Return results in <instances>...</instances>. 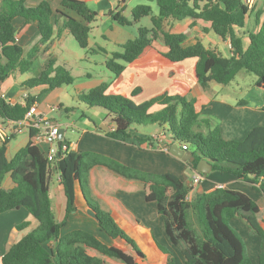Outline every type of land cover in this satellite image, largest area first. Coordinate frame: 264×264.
I'll list each match as a JSON object with an SVG mask.
<instances>
[{
	"label": "trees",
	"instance_id": "1",
	"mask_svg": "<svg viewBox=\"0 0 264 264\" xmlns=\"http://www.w3.org/2000/svg\"><path fill=\"white\" fill-rule=\"evenodd\" d=\"M53 0H43L38 5L28 6L26 0H1L0 4V82L14 72H26L37 57L41 47L47 45L54 34L55 26L68 31L83 48L89 46L91 23L98 12L83 0H58L60 9H54ZM154 1V0H152ZM159 12L153 14L150 4H138L132 8V19L121 12H110L115 22L131 25L145 16H151L152 26H140L138 35L114 51L106 61L107 67L122 75L125 65L133 64L145 52L153 48V42L161 39L166 51H159L158 61L180 62L197 58L195 73L198 82L207 87L211 82L229 84L240 71L253 72L256 85L264 88V20L256 13L260 24L258 31L249 33V45L244 47L242 36L236 28L244 27L253 8L247 0H155ZM26 23L38 22L40 41L25 56L22 45L16 40V18ZM63 17V20H61ZM203 20L223 40H230L232 55L226 56L215 47L206 46L200 39L188 44V33L166 29V21H181L185 18ZM106 51L104 48H100ZM97 53L98 49H91ZM74 82V76L64 63L49 59L42 72L24 82L28 88L42 87L44 92L59 89ZM108 84L103 82L78 99L91 107L106 109L111 116L112 127L107 135L115 140L130 141L151 147L158 146L159 135H138L137 126H167L171 137L168 144L178 142L194 147L193 168L199 161L208 159L213 169L228 173L252 184L264 196V125L254 127L242 139H225L220 128L210 118H201L195 98L180 93L167 92L144 103H136L122 95L107 94ZM182 88L189 89L185 85ZM138 92V89L134 93ZM29 95L25 104H11L0 96V119L22 120L30 106L36 102ZM162 106L151 111L153 105ZM69 112L70 109L67 108ZM53 120V119H52ZM55 121V120H54ZM203 127H207L204 130ZM39 129L30 130L31 140L17 151L11 160L6 157L8 139L0 140V213L15 208H25L37 221L38 226L15 242L3 255V264H140L145 252L119 226L112 216L110 205L123 214L140 221L117 195L116 188L124 192H142L147 202L156 204L162 216L165 233L173 247L179 250L186 264H253L242 242L231 226L240 218L253 234L260 238L259 263L264 264V227L258 213L259 203L248 193L224 186L198 193L189 199L190 187L174 172L155 173L127 165L104 153L81 150L69 151L70 141L64 137L59 151L66 161L62 174L59 156L50 162L46 153L34 142ZM167 134V133H163ZM55 166V167H54ZM57 169L67 198L65 217L58 221L53 210L50 193L52 171ZM10 174L16 186L3 187V180ZM250 174L253 176L251 177ZM94 176V185L91 183ZM119 178L133 183L124 186ZM78 187L89 208L97 213L100 230L112 239L124 240L132 251L111 244L97 233L85 229L64 232L71 213L76 210ZM192 212V213H191ZM196 218L200 233L192 221ZM29 225L24 221L23 229ZM53 242V243H52ZM160 252L166 256L165 264H175V256L169 246L156 239Z\"/></svg>",
	"mask_w": 264,
	"mask_h": 264
},
{
	"label": "crops",
	"instance_id": "2",
	"mask_svg": "<svg viewBox=\"0 0 264 264\" xmlns=\"http://www.w3.org/2000/svg\"><path fill=\"white\" fill-rule=\"evenodd\" d=\"M41 1L43 0H26V4L28 6H35L38 5ZM83 1H85L92 10L98 12L97 16L107 17L108 19L112 20V23L109 24V30L103 34V38L105 40L116 41L117 45H119L120 47H122L125 42L130 40L131 37L125 39V27L115 22L110 14L111 11L114 13H122V10L127 4V0ZM52 6L55 10L61 8L60 2L58 0H53ZM252 8V12L248 15L246 19V25L244 27L236 28V33L242 36L243 38L245 48H247L250 42L249 33L251 31L256 32L260 28V24L256 21V13L258 11L262 12L261 21L264 20V0H256ZM61 20H63V17ZM14 23L16 25V37L18 38V43L24 48L26 56L27 53L40 41L41 34L39 31L38 22L26 23L23 18L19 17L15 19ZM166 29H170L173 32L188 33V44L194 43L198 39H200L204 43V39L208 37L212 39L215 44L209 45L210 47H215L222 51L220 49V44L223 43L224 45H226L225 48L229 49V55L226 56L232 55L230 40H223L218 35V39L215 38V36H211V32L213 30L210 27V23L205 22L203 20H194L189 17L181 21L167 20ZM70 34L71 33L66 30L61 31L59 26L56 25L51 41L47 45H43L41 47V50L39 51L37 57L33 60L31 67L24 73L16 71L8 79L3 82H0V95L1 93H5L13 99L14 103L21 104H25L26 100L24 99V96L26 94L35 95L37 98L35 103L37 104L39 111L45 114L38 100V95L40 96V94L44 92L42 90L43 88L35 87L37 92L33 93L31 90L32 88L26 87L24 85V82L32 78V76L28 75V71H30L36 63H38L40 58L42 59L40 63L41 72L46 66L48 60L51 58L55 59L58 63H62V61L53 58V56H56V54H58L57 51H60L62 49V44ZM132 36L135 37V33H132ZM89 46L91 47V39L89 40ZM100 48H105V50L108 52L117 51L108 50L107 47H104L103 45H101ZM166 50L167 49L163 41L161 39H158L153 42V48L145 52L142 57H144L146 61H158L154 59L157 56L158 52H163ZM188 59H190L188 61H190L192 67H194L192 69H195L197 58ZM244 73V71H240L236 78L229 84H221L223 86H229L235 83V85L239 88L238 92H234V89H227L225 90L226 93H224V89L221 88L222 86L218 87L217 84L219 83L217 82H211L207 87H203L198 82L197 78L193 82L194 95L191 96V98L196 99L197 106L199 107V111L201 113V118H210L214 122L213 124L217 125L220 128L223 137L226 139H230V137L228 136H233L234 138L240 140L244 139L254 127L258 125H264V88H260L256 85L257 77L252 78L254 84L248 87L244 80L243 75H246ZM182 85L186 84H181V87ZM63 87L55 90H62ZM198 101H200V103H198ZM52 107L55 108V106ZM59 108L63 109L62 105H60ZM65 110L67 111V108ZM51 119L55 120L54 118ZM95 127V129H91L86 125H81L80 127H78L80 130L79 138L78 140L68 139L70 141L68 150H89L104 153L127 165L136 168H140L138 165L139 161H136V159L138 160V157H140L141 151H147L149 153L152 151L154 153V158L155 155H157L155 153H160L162 157L168 156L172 160V162L175 161V164L179 166L178 168L182 167V170L176 173L181 176V178L185 181L188 186H190L191 179L193 178V176L198 173H201L197 170V168H193L192 162L190 160H183L173 155L172 153H170V148L167 150L166 147L172 146L168 144V142L170 141L168 138L165 137L166 134L163 135V133H166L167 126H161L158 129H153L151 132L146 128H137V130H135L137 134L141 136H144L146 134L157 136L158 134H160L158 138L160 144L155 147L136 144L133 141L136 140L135 137H133L130 141H120L112 139L107 135V131L112 127L111 123L105 128L96 124ZM10 137L12 138H10L7 143L6 151V157L8 158V160H11L17 153V151L24 147L31 140L30 132L28 130L14 132L13 134H11ZM33 140L47 154V152L51 148V145L43 140H37L35 137L33 138ZM149 155L151 156V154ZM161 170L162 171L160 172H167L170 169L162 168ZM186 170H191V172L186 173ZM216 173H220V171L218 172L217 170L212 169V171H210L207 175H204L202 173L203 180L199 184L194 185L191 188L189 192V199L192 200L198 193L213 190L215 187L218 186H224L244 191L259 203L260 212L258 213V218L264 227L263 193L254 189L251 183L239 179L235 176H232L231 174L224 173L223 175L226 176H224V178H220V174ZM55 175H57L56 182L53 179V176ZM94 178L95 177L92 176V185H94ZM118 181H120L121 184H124V186H128V184L133 183L123 178H119ZM15 186L16 183L12 179L11 175L7 174L3 180V187H5L6 189H12ZM195 186L197 187V190L194 194ZM116 191L118 196L120 194H124L127 195L126 197H131L130 199L134 201H126L125 198L121 199L125 203V205L132 211L135 217L138 218L140 221H135L133 218L123 214L116 206L110 205V207L112 216L119 224V226L124 230L127 235L130 234L129 237L133 239V241L138 245V247L145 252L146 258L140 259V264H165L166 256L160 252L156 243V239L160 241V238L158 237L159 229L160 237L162 238V243L166 246H169L174 253L175 264H186L179 250L173 247L172 244H170L166 233L163 231V228L155 226L154 221L149 218V214L153 213V211L156 213L152 216V218L158 217L159 214L157 213L156 206H154V209H152L151 206L144 205L143 201H146L144 193L142 194V192L140 191L135 193L124 192L121 191L119 187L116 188ZM50 193L52 199V206L56 218L58 221H62L65 217L67 198L60 181V173L57 169H53L52 171ZM139 193L142 194V197L133 196L139 195ZM135 200L137 201V203H135ZM262 202L263 205H261ZM75 205L76 210L71 213L68 224L64 228V232H67L72 229H85L97 233L100 237L108 240L111 244H117L125 248L127 251H132L131 246L128 245L124 240L112 239L108 235L106 236L102 233L103 231L100 230L97 217L90 212L89 207L87 206L84 196L82 195L79 187L77 190ZM24 221H28L29 225L23 229H20L19 225ZM232 222L235 224L240 234L246 239L245 243L247 247V253L250 259L252 260V263L260 264L259 253L261 250V245L259 236L253 234L250 228L243 222L242 219L236 218ZM37 226L38 221L31 214H29V212L25 208H15L4 213H0V264H3V255L11 247V245L20 240L25 234H27L29 231L36 228ZM112 261L114 264H119L115 260Z\"/></svg>",
	"mask_w": 264,
	"mask_h": 264
},
{
	"label": "rangeland",
	"instance_id": "3",
	"mask_svg": "<svg viewBox=\"0 0 264 264\" xmlns=\"http://www.w3.org/2000/svg\"><path fill=\"white\" fill-rule=\"evenodd\" d=\"M138 4H150L153 8L154 15L158 14L159 12L158 5L155 0H127V4L122 10V14L129 19H132L131 10ZM110 23H112L111 19L99 16H97L96 20L91 23V47H81L72 34L68 35V38L62 44V49L57 51L58 54L53 56V58L62 61V63H65L69 67L72 75L74 76V82L70 85H64L62 90L42 92L40 96L38 95V100L42 106L43 112L47 117L54 118L57 122H59L61 128L66 129L65 137L67 139L78 140L80 135V130L78 127L81 125H86L91 129H95V124L105 128L111 123L110 113L106 109L100 107H91L78 99V95L89 92L92 88L100 85L103 82L108 84L106 90L107 94L126 96L138 104L149 101L165 92L171 95L182 93L188 98H191V96L194 95L193 82L196 80V74L195 69H192L194 67H192L190 61H188L190 59L180 62H159L146 61L144 57H142L133 64L120 61L121 64L125 65V69L123 70L122 75L117 77L116 74L112 72V70H110L106 65V61L111 56L112 52L103 51L100 49V46L103 45L104 47H107L108 50H122V47L117 45L116 41L105 40L103 38V34L109 30ZM140 26L151 27V16H145L137 23L134 22L131 25L124 26L126 30L124 35L126 37L125 39L130 37V39H134L138 35V29ZM132 33H135L136 36H132ZM211 34V36H215V38L218 39V36L214 31H212ZM204 43L207 46L215 45L213 40L208 37L204 39ZM225 47L226 45L223 43L220 44V49L222 50L223 54L229 55V49ZM91 48L98 49L99 51L97 53H93ZM41 60L42 59L40 58L38 63H36L31 68V70L28 71V75L33 77L37 76L41 72ZM244 72V74H246L243 75L244 80L246 85L250 87L252 84H254L252 78L257 76L253 72ZM183 83L186 84L185 86L189 89H183L181 87V84ZM217 86H222L221 88L224 89V93H226L225 90L227 89H234V92L239 91V88L235 85V83L229 86H223L221 84H217ZM136 89H138V92L134 93ZM31 90L33 93L37 92L35 88H32ZM198 103H200V101H198ZM50 105L55 106V108ZM60 105H62L63 109L59 108ZM66 108H69L70 111H66ZM160 108H162L161 105L155 104L153 105L151 111H157ZM67 124H70L71 126ZM160 127L161 126L159 124L137 126L139 129L146 128L150 132L153 129H158ZM203 129L207 130V127H203ZM166 133L167 134L165 137L170 139V132L166 131ZM228 137H230L231 140L236 139L233 136ZM167 148L169 149L170 147ZM194 150V147H190L189 152ZM149 154H151V156ZM155 154L157 155H155L154 158V153L152 151L150 153L147 151H141L140 157H138V160L136 159V161H139L138 165L140 169L152 172L155 171L157 173H162L160 172L162 171V168L170 169L168 171L175 173H178L182 170V167L178 168L179 166L175 164V161L172 162L168 156L162 157L160 153ZM190 172L191 170H186V173ZM216 174H220V178H224V176H226L221 172ZM53 179L56 182L57 175L53 176ZM189 187L191 189L193 185L190 183ZM196 190L197 187L195 186L194 194ZM142 194L139 193V195L133 196L142 197ZM119 196L121 199L125 198L126 201H132L130 199L131 197H126L127 195L120 194ZM135 203H137L136 200ZM143 203L144 205L151 206L152 209H154V206H156L155 203L147 201H143ZM261 205H263V202ZM155 213L156 212L154 211L153 213H150L149 218L154 221L155 226L163 228V231L165 232L162 216L159 215L156 218H152ZM189 219L198 230L197 232L200 233L195 216L191 214ZM231 226L240 240L245 243L246 239L240 234L233 222H231ZM158 232V237L162 242V238L160 237V229ZM102 233L107 236L105 232ZM128 236H130V234Z\"/></svg>",
	"mask_w": 264,
	"mask_h": 264
},
{
	"label": "built area",
	"instance_id": "4",
	"mask_svg": "<svg viewBox=\"0 0 264 264\" xmlns=\"http://www.w3.org/2000/svg\"><path fill=\"white\" fill-rule=\"evenodd\" d=\"M255 2L256 0H247V3L250 7H253ZM16 40L18 41L17 37ZM0 96L3 97L5 101L14 104L13 99L7 94L1 93ZM28 96L29 95L26 94L24 99L26 100ZM32 128L39 129V133L34 136L37 140H43L51 145V148L46 155L50 162H55L57 160L56 154H58L59 151L58 134L60 132L61 125L47 117L45 114L41 113L36 103H33L30 106L25 117L20 121L11 120L4 122L0 119V140L4 141L8 139L14 132H20L22 130H28L30 132ZM180 146L185 151H187L189 148L188 144L185 143ZM202 180V173H198L191 179V185H197Z\"/></svg>",
	"mask_w": 264,
	"mask_h": 264
},
{
	"label": "water",
	"instance_id": "5",
	"mask_svg": "<svg viewBox=\"0 0 264 264\" xmlns=\"http://www.w3.org/2000/svg\"><path fill=\"white\" fill-rule=\"evenodd\" d=\"M64 135H65V128H60V132L58 134V146L59 147L62 144ZM170 153H172L173 155L183 160H188V159H191L192 157V153L181 149L178 142H175L172 144V146L170 147ZM60 155L61 153L60 151H58L59 167H60L61 173L63 174L66 170V161L64 158L60 157ZM212 169H213L212 163L206 158L201 159L197 165V170L203 173L204 175L209 174V172L212 171ZM250 176L252 177L253 175L250 174ZM89 210L94 216L97 217V213L94 210H92L91 208H89Z\"/></svg>",
	"mask_w": 264,
	"mask_h": 264
}]
</instances>
